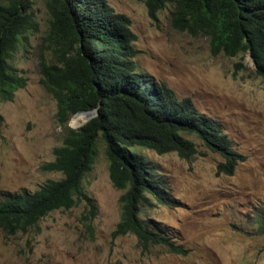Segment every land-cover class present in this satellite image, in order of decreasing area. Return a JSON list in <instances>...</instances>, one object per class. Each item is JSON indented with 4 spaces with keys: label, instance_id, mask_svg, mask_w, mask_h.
<instances>
[{
    "label": "rangeland",
    "instance_id": "1",
    "mask_svg": "<svg viewBox=\"0 0 264 264\" xmlns=\"http://www.w3.org/2000/svg\"><path fill=\"white\" fill-rule=\"evenodd\" d=\"M106 1L132 22L138 71L166 84L180 100H191L245 160L234 175L218 174L224 158L194 135H186L199 151L192 160L178 153L133 149L168 189L170 204L153 201L143 217L186 249L188 255L183 256L162 245L145 250L133 235L114 238L122 219L123 192L111 183L106 149L100 143L96 163L83 181L97 207L93 233L83 220L84 203L51 213L25 234L10 236L0 228V264H264V236L254 231L256 213L264 204V80L257 76L252 57H214L209 39L173 28L172 5L154 22L139 0ZM29 2L39 28L21 39L10 61L26 79V88L12 101L0 99V203L6 194L36 192L62 179L43 170L54 161V150L65 135L56 119L57 102L42 86L39 72L50 17L46 0ZM81 119L74 116L68 127H82L86 122Z\"/></svg>",
    "mask_w": 264,
    "mask_h": 264
},
{
    "label": "trees",
    "instance_id": "2",
    "mask_svg": "<svg viewBox=\"0 0 264 264\" xmlns=\"http://www.w3.org/2000/svg\"><path fill=\"white\" fill-rule=\"evenodd\" d=\"M149 17L174 6L172 26L191 37L210 40L214 57L250 55L257 76L264 80V0H139ZM49 31L39 56L41 84L57 102L56 119L65 129L63 144L53 162L43 166L58 173L36 192L6 194L0 203V228L10 236L28 233L56 211H69L82 203L83 220L93 233L97 207L85 193L83 181L92 171L99 144L106 149L109 175L120 198L121 222L114 238L133 235L148 250L162 245L176 255L188 251L173 242L163 228L143 217L154 202L166 203L168 189L136 147L160 155L178 153L192 160L198 149L186 135H194L212 153L221 155L218 174L234 175L245 160L233 151L218 125L201 115L191 100H180L166 84L138 71L137 36L131 20L106 0H46ZM29 0H0V99L12 101L26 88V79L10 64L21 39L37 32ZM46 52L54 59L49 60ZM244 68L243 64L238 65ZM83 112H97L78 129L69 121ZM2 118L0 116V123ZM254 231L264 236V204L256 213Z\"/></svg>",
    "mask_w": 264,
    "mask_h": 264
},
{
    "label": "water",
    "instance_id": "3",
    "mask_svg": "<svg viewBox=\"0 0 264 264\" xmlns=\"http://www.w3.org/2000/svg\"><path fill=\"white\" fill-rule=\"evenodd\" d=\"M80 114H84V115L88 116V119L86 120V123H87L90 119L94 118L96 116V114H98V113L97 112H95V113H93V112H83V113H80ZM80 114H77V115H80Z\"/></svg>",
    "mask_w": 264,
    "mask_h": 264
},
{
    "label": "bare ground",
    "instance_id": "4",
    "mask_svg": "<svg viewBox=\"0 0 264 264\" xmlns=\"http://www.w3.org/2000/svg\"><path fill=\"white\" fill-rule=\"evenodd\" d=\"M76 116V115H75ZM76 117H80L82 118L81 120H83L84 122H86V120L88 119V116L87 115H84V114H80V115H77ZM2 203V202H1Z\"/></svg>",
    "mask_w": 264,
    "mask_h": 264
}]
</instances>
